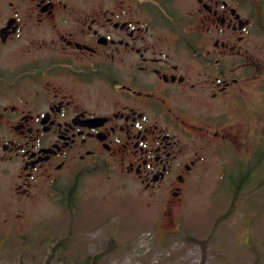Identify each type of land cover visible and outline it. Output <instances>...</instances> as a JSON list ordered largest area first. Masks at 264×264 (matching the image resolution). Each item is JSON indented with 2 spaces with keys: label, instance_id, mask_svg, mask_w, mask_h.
<instances>
[{
  "label": "flooded vegetation",
  "instance_id": "af4514ba",
  "mask_svg": "<svg viewBox=\"0 0 264 264\" xmlns=\"http://www.w3.org/2000/svg\"><path fill=\"white\" fill-rule=\"evenodd\" d=\"M263 34L264 0H4L0 168L22 194L106 168L180 201L206 132L186 119L232 98Z\"/></svg>",
  "mask_w": 264,
  "mask_h": 264
},
{
  "label": "rangeland",
  "instance_id": "374dc122",
  "mask_svg": "<svg viewBox=\"0 0 264 264\" xmlns=\"http://www.w3.org/2000/svg\"><path fill=\"white\" fill-rule=\"evenodd\" d=\"M253 43L260 47L234 60L242 69L232 98L206 106L211 120L186 119L206 132L185 147L184 159L200 158L180 201L106 168L84 174L71 196L69 176L22 194L15 168H0V264L20 255L25 264H264L263 165L238 180L264 116V34Z\"/></svg>",
  "mask_w": 264,
  "mask_h": 264
},
{
  "label": "trees",
  "instance_id": "16d2710c",
  "mask_svg": "<svg viewBox=\"0 0 264 264\" xmlns=\"http://www.w3.org/2000/svg\"><path fill=\"white\" fill-rule=\"evenodd\" d=\"M254 161L250 163V165L240 166L238 170H240L239 179L241 180L245 177L254 175V171L256 169L257 165H263L264 167V116H263V125H262V131L261 136L258 142V147L254 150ZM249 164V162H247Z\"/></svg>",
  "mask_w": 264,
  "mask_h": 264
}]
</instances>
